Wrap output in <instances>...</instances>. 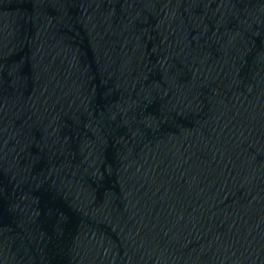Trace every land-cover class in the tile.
<instances>
[{
    "label": "water",
    "instance_id": "water-1",
    "mask_svg": "<svg viewBox=\"0 0 264 264\" xmlns=\"http://www.w3.org/2000/svg\"><path fill=\"white\" fill-rule=\"evenodd\" d=\"M209 107L264 183V0H110Z\"/></svg>",
    "mask_w": 264,
    "mask_h": 264
}]
</instances>
